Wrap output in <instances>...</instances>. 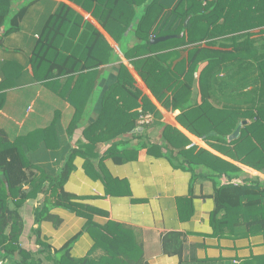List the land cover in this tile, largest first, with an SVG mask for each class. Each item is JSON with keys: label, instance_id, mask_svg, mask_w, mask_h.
Wrapping results in <instances>:
<instances>
[{"label": "trees", "instance_id": "16d2710c", "mask_svg": "<svg viewBox=\"0 0 264 264\" xmlns=\"http://www.w3.org/2000/svg\"><path fill=\"white\" fill-rule=\"evenodd\" d=\"M70 1L91 12L116 40L122 37L128 43L133 39L134 45L125 49L126 57L155 98L164 108L180 111L178 122L202 138L206 143L196 138L202 145L231 161L194 144L180 128L168 123L159 122L160 143L151 142L146 133L149 125H143V132H134L141 109L157 119L162 113L123 62L101 96L99 110L90 109L93 92L105 79L99 66L114 64L117 57L110 46L104 55L100 43L104 35L69 4L61 3L43 26L30 62L34 80L47 84L75 108L66 132L72 136L84 126L86 142L70 148L64 166L52 172L37 164L32 153L43 145L50 150L59 148L60 114L49 127L14 142L0 130V257L9 264H148L127 234L103 233V247L98 237L95 245L103 253L84 258L71 254L76 237L55 252L43 243L42 249L33 251L21 242L25 230L21 208L39 193L44 194V202L36 209L37 223L53 220L59 224L60 219L50 212L58 206L85 216L87 229L111 232L109 226H119L114 221L97 224V210L64 186L75 168L74 159L81 156L88 165L90 158L98 156L95 149L101 141L111 144L103 156L118 163L127 161L131 151L148 148L155 154L168 152L181 166L207 168L215 181L226 176L230 182L218 184L215 192L212 223L216 233L264 234V179L239 165L264 172V0H176L171 6L164 0ZM28 9L27 4L12 16L10 10L0 12V34L19 30ZM174 34L183 36L151 43L153 37ZM9 80L10 76L0 82L1 89L10 85ZM239 126L238 137L230 139ZM127 134L138 142L122 149L126 144L119 137ZM235 178L242 183L231 182ZM183 245L182 233L163 236L169 254L182 256Z\"/></svg>", "mask_w": 264, "mask_h": 264}, {"label": "crops", "instance_id": "0c3cea01", "mask_svg": "<svg viewBox=\"0 0 264 264\" xmlns=\"http://www.w3.org/2000/svg\"><path fill=\"white\" fill-rule=\"evenodd\" d=\"M164 1L171 6L176 0ZM61 3L69 4L84 17V22L92 23L104 35L105 38L100 40L104 55L110 46L117 57L114 64L99 66L105 79L95 88L93 100L89 103L90 109L95 107L96 112L99 110L98 102L113 83L118 67L123 62L135 76L143 93L162 113V117L158 119L152 113L154 120L147 127L146 133L152 143L161 142L162 127L159 122L168 123L180 128L194 144L231 161L207 144L202 145L196 139L205 142L202 138L192 134L178 122L177 115L180 111L164 108L155 98L126 57L125 49L132 47L135 41L131 39L127 43L122 37L120 41L116 40L91 12L70 0H0V12L10 10V16L29 5L20 29L8 35L0 34V82L10 76V85L2 89L0 87V103L4 102L0 110V130L6 132L10 141L14 142L20 137L49 127L57 114H60L59 148L50 150L43 145L32 153L37 164L52 172H58L64 166L70 148H77L80 142H86L84 126L76 129L72 136L66 132L75 108L47 87V84L34 80L30 62L43 26ZM6 26H3L2 31ZM96 112L88 120H92ZM169 115H172L173 120ZM139 128L140 131H133L143 132L146 129L143 125L136 129ZM119 139H122V144H126L121 146L122 149L135 146L138 142L130 134ZM110 145L108 142H99L95 149L98 156L90 158L88 165L85 158L77 156L74 159L75 168L64 186L68 192L97 210L94 214L97 224L106 226L114 221L119 226H109L111 232L87 229L88 220L85 216L58 206L51 208L50 212L60 219L59 224L53 220L37 223L35 212L44 202V194L39 193L21 208L25 221L21 238L23 246L39 251L45 244L55 252L76 237L71 250L72 256L94 257L103 253V248H95L97 237L103 247V233L127 234L130 236V243L139 248V251L136 250L148 264H264V259L258 262L250 260L252 257L264 256V234L241 236L228 232L217 234L215 231L212 223V212L216 208L215 192L218 184L230 182L226 176L215 181L208 175L210 172L207 168L193 170L188 166H181L168 152L155 154L149 152L148 148H141L137 153L131 151L127 161L118 163L112 157L103 156ZM239 165L249 174L264 179V172ZM231 182L242 183V179L235 178ZM169 232L184 234L182 256L165 252L163 236ZM0 264L9 263L0 257Z\"/></svg>", "mask_w": 264, "mask_h": 264}, {"label": "water", "instance_id": "95a60500", "mask_svg": "<svg viewBox=\"0 0 264 264\" xmlns=\"http://www.w3.org/2000/svg\"><path fill=\"white\" fill-rule=\"evenodd\" d=\"M188 20L189 19L186 20L185 26H187ZM182 36H183V34H174V35H166V36H161V37H154V38L151 39V43L163 42V41L169 40L171 38H177V37H182ZM240 128H241V126H239L236 129V131L230 136V139H234V138L238 137V135L240 133ZM135 130H139L140 131L141 128L135 129Z\"/></svg>", "mask_w": 264, "mask_h": 264}, {"label": "built area", "instance_id": "2783aa9c", "mask_svg": "<svg viewBox=\"0 0 264 264\" xmlns=\"http://www.w3.org/2000/svg\"><path fill=\"white\" fill-rule=\"evenodd\" d=\"M153 120H154V115L152 113L145 112L142 109L140 110V117L138 120L139 125H149L153 122Z\"/></svg>", "mask_w": 264, "mask_h": 264}]
</instances>
